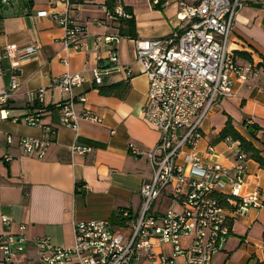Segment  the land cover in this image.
Instances as JSON below:
<instances>
[{
    "label": "crops",
    "instance_id": "0c3cea01",
    "mask_svg": "<svg viewBox=\"0 0 264 264\" xmlns=\"http://www.w3.org/2000/svg\"><path fill=\"white\" fill-rule=\"evenodd\" d=\"M107 1L90 0L87 7L74 14L86 27L84 49L79 52L67 51L63 43L65 31L50 17L39 15L62 12V5L54 8L48 0L0 2V95L14 78L19 86L3 113L8 119H0V233L5 231L1 216H6L11 220L12 233L19 232L20 226L26 227L30 244L47 237L56 246L70 248L74 244L75 222L113 221L124 211L136 216L141 210L140 187L153 175L147 155L162 140L163 133L144 119L148 78L136 61L135 40L123 37L113 45L125 70L104 75L101 85L94 82L92 69L112 66L105 49H95V37L119 35L120 27L125 30L121 22L106 19ZM121 1L132 9L137 40L167 37L183 25L178 17L180 3L192 5L191 0H162L163 6L156 8L148 0ZM243 3L234 21L229 51L238 66L253 68L247 73V81L234 76L235 96L220 101L203 122L198 146V153L206 162L229 170L234 168V152L239 149L238 142L219 140L229 119L247 138L248 123L258 126L259 130H254V136L248 139L264 158V0ZM34 42L41 46L36 54L3 58L4 46L23 48ZM239 53L248 55L250 60ZM67 72L86 79L75 91L86 98L85 103L77 102L76 113L88 111L102 122L80 119L77 132L61 126L60 113L54 105L64 97L52 81ZM40 89H45L43 105L34 99ZM32 114L38 116L41 125L57 128L56 137L42 158L26 154L20 145L22 138H43L41 126L25 122ZM74 145L86 152L73 154ZM131 145L142 155H134ZM6 157L11 160L6 161ZM180 162L188 171L185 161ZM246 166V191L264 193V169L253 160H248ZM165 204L169 207L170 203ZM189 242L188 238L182 239L184 247ZM157 252L173 258L174 264H186L185 258L176 256L170 245L158 244ZM258 260L264 261V209H250L236 216L231 235L222 243L212 264H257Z\"/></svg>",
    "mask_w": 264,
    "mask_h": 264
},
{
    "label": "built area",
    "instance_id": "2783aa9c",
    "mask_svg": "<svg viewBox=\"0 0 264 264\" xmlns=\"http://www.w3.org/2000/svg\"><path fill=\"white\" fill-rule=\"evenodd\" d=\"M9 1L0 0L2 4ZM48 1L54 8L62 5L64 10L39 15L50 17L65 31L63 43L67 51H82L86 27L74 14L87 7L90 0ZM148 1L153 7L163 6L162 0ZM191 3H180L178 17L183 25L170 35L134 41L136 61L148 78L144 119L163 133L162 140L147 155L153 175L140 187L139 213L132 216L128 211L122 212L119 218L124 222L120 225L109 220L75 222L74 244L70 248L56 246L47 237L30 244L25 226L12 233L11 220L1 216L5 231L0 233V264H174L173 258L157 252L158 244L172 246L173 253L184 257L186 264H212L222 243L231 235L236 216L250 209H264V193L246 191V156L239 149L234 152L233 170L206 162L198 153L203 122L220 101L235 96L234 76L247 81V73L253 68L238 66L229 51L234 21L243 0H191ZM104 11L106 19L116 24L131 18L121 0H116L111 10L104 7ZM120 38L95 37V49L104 48L112 63L105 69H92L95 84L101 85L104 75L125 70L113 46ZM40 49L34 42L23 48L6 45L2 53L3 58L19 59ZM64 64L69 66V61ZM85 82L83 75L70 72L52 81V86L64 97L54 105L60 113L61 126L76 132L80 119L102 122L88 111L76 113L77 102L85 103L86 98L75 91ZM18 87L14 78L8 90L0 95L1 120L8 119L3 113ZM34 99L43 105L45 89L38 90ZM25 122L41 126L44 134L42 139L22 138L20 145L26 154L42 158L53 143L57 128L41 125L33 114ZM130 150L134 155H142L132 145ZM71 152L84 154L86 149L74 145ZM10 160L6 157V161ZM181 160L189 167L188 171ZM220 196L226 197L228 206L220 202ZM165 202L170 203L169 207H165ZM183 238L190 241L185 247ZM261 263L264 261L258 260L257 264Z\"/></svg>",
    "mask_w": 264,
    "mask_h": 264
},
{
    "label": "trees",
    "instance_id": "16d2710c",
    "mask_svg": "<svg viewBox=\"0 0 264 264\" xmlns=\"http://www.w3.org/2000/svg\"><path fill=\"white\" fill-rule=\"evenodd\" d=\"M116 6V0H108L106 2V4L104 5V7H106L107 9L111 10ZM124 10L131 16V18L129 19H124L121 20V23L124 24V28L125 30H123V27H120L121 29L119 30V36L121 38L123 37H127L133 40H137V25H136V20L133 16V12L132 9L130 7H126L124 6ZM242 57H245L246 60H250V57L246 54L243 53H239ZM248 129H249V137H253L254 130H259L257 125H247ZM247 137L243 136L241 133H239L236 128L234 127L231 119H229L226 123V126L224 127V129L222 130V132L219 134V140L221 141H225L228 139L233 140L234 142H238L239 143V150L241 151L242 154H244L246 156L245 160L246 162L248 160H253L255 162H257L263 169H264V158L262 156V152L256 148V146L254 145L253 141L248 139ZM220 202L224 205V206H228V201L226 199L225 196H220ZM124 219H120L119 216L115 217L113 220V223L116 225H120L123 224ZM264 264V263H261Z\"/></svg>",
    "mask_w": 264,
    "mask_h": 264
},
{
    "label": "rangeland",
    "instance_id": "374dc122",
    "mask_svg": "<svg viewBox=\"0 0 264 264\" xmlns=\"http://www.w3.org/2000/svg\"><path fill=\"white\" fill-rule=\"evenodd\" d=\"M131 2H135L134 0L133 1H131ZM139 6V5H138Z\"/></svg>",
    "mask_w": 264,
    "mask_h": 264
}]
</instances>
